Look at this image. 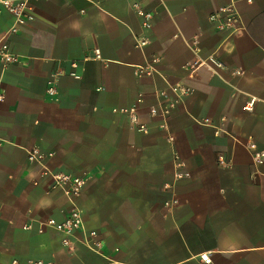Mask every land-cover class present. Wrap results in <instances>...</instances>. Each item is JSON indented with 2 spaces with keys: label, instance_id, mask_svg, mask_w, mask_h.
<instances>
[{
  "label": "crops",
  "instance_id": "obj_1",
  "mask_svg": "<svg viewBox=\"0 0 264 264\" xmlns=\"http://www.w3.org/2000/svg\"><path fill=\"white\" fill-rule=\"evenodd\" d=\"M231 1L29 0L0 66V264H264V164L243 146L264 150V0H237L240 36L209 20ZM134 2L154 14L147 31ZM14 22L0 8V35ZM196 58L221 67L192 75ZM49 173L84 179L73 203ZM73 204L97 251L81 231L67 246L38 232Z\"/></svg>",
  "mask_w": 264,
  "mask_h": 264
},
{
  "label": "built area",
  "instance_id": "obj_2",
  "mask_svg": "<svg viewBox=\"0 0 264 264\" xmlns=\"http://www.w3.org/2000/svg\"><path fill=\"white\" fill-rule=\"evenodd\" d=\"M247 3H252V0H245ZM237 0H232L227 6H221L216 9L209 16V20L216 25V27L222 31H228L230 34L235 36H240L245 32V27L241 21L240 14L236 8ZM132 7L141 21V27L143 30L147 31L152 27V20L154 14L150 11L145 10L139 3L134 2ZM0 8L5 9L15 17L14 24L10 27V29L0 35V66L2 69H5L8 65L14 62V58L9 51V45L7 43L8 38L12 35H15L20 30V27L25 25L28 19H30V12L32 7L29 3V0H0ZM147 44L146 39L135 38V47L138 49H142ZM189 49L194 52L196 55L199 53V44L197 39H193L191 42L187 43ZM96 58H99V51L95 50ZM76 63H72V67L76 68ZM212 67L220 68L221 64L218 63L214 59H206L201 60L196 58L192 61L190 65L187 66V69L190 74L195 75V73L199 69H210ZM152 72L148 67H139L136 74L138 76L141 75H149ZM236 75H242V72L235 71ZM71 75L74 78H79V76L72 72ZM172 91L178 94V96L184 95L186 90L179 88H172ZM48 95H54L55 89L50 87L47 89ZM2 96H0V100ZM140 99L138 100V102ZM253 101H249L245 105L246 110H250L252 108ZM136 109L130 111L132 115V122H137V117L135 116ZM151 114L155 115V110H151ZM163 116L168 114V110L164 109L162 111ZM138 130L142 132H147L148 128L145 125H138ZM243 146L245 149L251 152L252 160L256 165L264 164V150H260L257 148L255 141L252 138L244 141ZM28 161L37 162L42 164L45 155L41 153L38 149H32L27 152ZM221 163H223L221 161ZM179 165V164H177ZM48 174V171L45 172ZM52 179L51 188L53 190L61 191L72 203L73 199L78 197L81 193V190L84 185V179L80 177H75L68 174H51L49 173ZM177 177H184L187 175L184 174H176ZM27 228V227H26ZM45 229H53L57 232L63 233L65 238L62 243L67 246L69 244L68 238L71 237L77 231H81L84 234L83 244L91 250L97 251L100 246V243L96 240V232H84V227L81 218V211L75 207L73 204V209L70 211L68 217L62 222H57L52 218H48L44 221H41L38 227V232L43 233ZM201 261L204 264H212L210 257L208 254L203 253L200 255ZM12 264H18L17 261H13ZM28 264H54L52 262L43 261V260H32L29 261Z\"/></svg>",
  "mask_w": 264,
  "mask_h": 264
}]
</instances>
